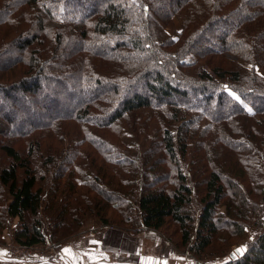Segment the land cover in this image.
Here are the masks:
<instances>
[{
    "label": "trees",
    "instance_id": "16d2710c",
    "mask_svg": "<svg viewBox=\"0 0 264 264\" xmlns=\"http://www.w3.org/2000/svg\"><path fill=\"white\" fill-rule=\"evenodd\" d=\"M8 55L2 98L44 113L0 107V236L18 219L19 246L57 250L89 220L172 224L201 261L255 229L224 264H264V0H0ZM66 78L75 103L38 91Z\"/></svg>",
    "mask_w": 264,
    "mask_h": 264
},
{
    "label": "rangeland",
    "instance_id": "374dc122",
    "mask_svg": "<svg viewBox=\"0 0 264 264\" xmlns=\"http://www.w3.org/2000/svg\"><path fill=\"white\" fill-rule=\"evenodd\" d=\"M88 7L89 5L87 4V5H84L83 8L86 9ZM175 24H176V31L175 32L170 31V35L173 39H176L177 34L181 33V30H180L181 27H180L179 22L175 20ZM13 53L14 52H12L10 56H12ZM18 55L19 54L17 52L15 56H18ZM10 56L8 55V56L1 57L0 64L2 63L5 64V59L9 58ZM230 58L234 59V57H230ZM205 69H207V67H205ZM258 72L264 75L263 70L258 69ZM50 81L41 80L40 82H38L37 83L39 85L38 91L42 92V94L45 96H49L50 98L53 97V99H58L59 101H62L64 99V96H66V95H63V92H64L63 90L66 91V88H67L68 92H69L68 89L71 90L69 92V96L71 98L68 99V102L72 100V103H75L77 101L76 98H73L74 95L70 94V93L74 94L78 91L76 89L75 80H67L66 78L62 81L63 82L62 85L54 84ZM12 95L19 101L16 102L12 98L10 100H6V99L4 100V98H2L1 93H0V105H1L0 107H3L2 112L6 115L10 114L11 113L10 105H16L15 109L19 111V114L21 116L20 119L21 118L23 119L22 122H26L28 120L29 122L33 121V123H37L38 117L42 115L44 112L42 108L40 107V105L38 106L37 100L32 97L33 93L28 94L27 96L26 95L24 96L23 94H20L18 92H13ZM25 106L32 109V111H35L36 109L37 110L40 109L39 110L40 113H37L35 117L33 116V118L32 116L23 115L24 113H22L21 110H22V107H25ZM51 106H53L52 108L54 110L59 108V105L57 103L56 104L52 103ZM62 108L63 106L59 110H62ZM63 110H66V108L64 107ZM2 117H6V116L2 115ZM26 127H28V125L23 124L20 127L21 128L20 131H23ZM124 131H127V130H124ZM7 199H10L8 195H7ZM17 223H18V219H14L8 226L6 225L4 227L1 233V236H0V264H63V260L60 259V252L62 250V247L63 246L65 247L73 246L72 243L74 241L72 240H74L75 238H77L76 240H82V247H83L82 249H85L86 252H94V253L98 252L101 258H107V259L113 260L115 254L109 253L110 250L117 251L116 256L120 257L122 256L124 252L121 249L122 246L140 248L139 238L141 236H150L152 233L150 231H154V230H147V229H137V231L146 230L144 232L141 231V233L133 231V230L127 231L126 229L119 227L117 225H113V224H111L110 226L104 227L102 226L101 222L96 219V220L87 221L84 227L78 233L73 235L71 238L67 239L63 243V245L59 247L57 250H55L52 246H49V245H42V246L40 245L37 248L27 249V248H21L14 241L12 237ZM96 231L99 232V234H97ZM105 232L106 233L109 232L108 235H112L110 237V240L105 238L104 236ZM154 232H157L160 236H162L163 240L167 241L168 242L167 245L171 246L174 249V251L176 250L180 253H183L181 252L182 250H180L177 247L179 245L180 235L174 225L172 224L167 225L162 230V233L159 231H154ZM254 234L255 235L257 234V231L255 229L247 230V232L245 233L244 239H243V243L247 244ZM106 241L111 243V245L109 246V249L101 250L102 246L109 245V243H107ZM150 245H151L150 242L146 241V247L144 248V250L150 251L153 247ZM97 246H98V249H97ZM164 248H166V245H164ZM137 252L139 251L135 250V253ZM157 254L159 255V252ZM222 256L231 260V257L229 256V254H222L219 256L212 257V258L201 260V262H204L203 264H216L220 262L218 261V258ZM190 257L192 259H195L192 256ZM207 260H211V261H207ZM151 264H154V263H151Z\"/></svg>",
    "mask_w": 264,
    "mask_h": 264
},
{
    "label": "crops",
    "instance_id": "0c3cea01",
    "mask_svg": "<svg viewBox=\"0 0 264 264\" xmlns=\"http://www.w3.org/2000/svg\"><path fill=\"white\" fill-rule=\"evenodd\" d=\"M146 231V230H144ZM142 231V232H144ZM152 232L150 236H141L140 239V248L133 247H121L124 251L122 256L117 257L115 250H110L109 253H114V259L101 258L99 253L96 252H86L85 249H82V240H76L75 238L72 245L73 246H63L60 252V259L63 260V264H203L204 262L192 259L188 254H183L178 251H174L171 246H168V242L163 240V237L160 236L157 232ZM97 234L99 232L96 231ZM141 233V232H140ZM109 232H105V238L110 240L112 235H108ZM139 237V236H138ZM146 241L150 242V246H153L149 251L144 250L146 247ZM107 242V241H106ZM138 242V241H137ZM109 243V242H107ZM109 245L101 247V250L109 249ZM136 245V244H135ZM166 245V248H164ZM126 246V245H125ZM148 247V246H147ZM64 248V249H63ZM98 249V246H97ZM96 249V250H97ZM136 251H139L135 253ZM159 252V255L157 254ZM162 254V255H160ZM213 260V259H211ZM207 260V261H211ZM219 263L224 264L229 261V259L224 256L219 257Z\"/></svg>",
    "mask_w": 264,
    "mask_h": 264
},
{
    "label": "water",
    "instance_id": "95a60500",
    "mask_svg": "<svg viewBox=\"0 0 264 264\" xmlns=\"http://www.w3.org/2000/svg\"><path fill=\"white\" fill-rule=\"evenodd\" d=\"M240 250V251H238ZM247 250V246L245 244L235 248L230 254L229 256L231 257L232 260H237L238 258L242 257L244 255V253Z\"/></svg>",
    "mask_w": 264,
    "mask_h": 264
},
{
    "label": "built area",
    "instance_id": "2783aa9c",
    "mask_svg": "<svg viewBox=\"0 0 264 264\" xmlns=\"http://www.w3.org/2000/svg\"><path fill=\"white\" fill-rule=\"evenodd\" d=\"M21 247V246H20ZM21 248H23V247H21ZM35 248H37V247H35ZM33 249V248H32Z\"/></svg>",
    "mask_w": 264,
    "mask_h": 264
},
{
    "label": "snow or ice",
    "instance_id": "6c2138e0",
    "mask_svg": "<svg viewBox=\"0 0 264 264\" xmlns=\"http://www.w3.org/2000/svg\"><path fill=\"white\" fill-rule=\"evenodd\" d=\"M238 251H240V250H238Z\"/></svg>",
    "mask_w": 264,
    "mask_h": 264
}]
</instances>
